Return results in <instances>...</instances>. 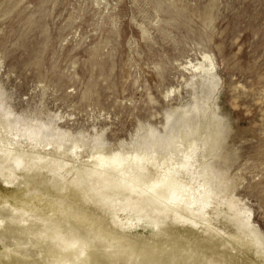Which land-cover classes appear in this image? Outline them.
I'll return each mask as SVG.
<instances>
[{
    "label": "rangeland",
    "instance_id": "obj_1",
    "mask_svg": "<svg viewBox=\"0 0 264 264\" xmlns=\"http://www.w3.org/2000/svg\"><path fill=\"white\" fill-rule=\"evenodd\" d=\"M0 96L123 154L209 98L212 161L264 236V0H0Z\"/></svg>",
    "mask_w": 264,
    "mask_h": 264
},
{
    "label": "bare ground",
    "instance_id": "obj_2",
    "mask_svg": "<svg viewBox=\"0 0 264 264\" xmlns=\"http://www.w3.org/2000/svg\"><path fill=\"white\" fill-rule=\"evenodd\" d=\"M208 100L123 154L0 96V264H264L263 234L212 161L223 130Z\"/></svg>",
    "mask_w": 264,
    "mask_h": 264
},
{
    "label": "snow or ice",
    "instance_id": "obj_3",
    "mask_svg": "<svg viewBox=\"0 0 264 264\" xmlns=\"http://www.w3.org/2000/svg\"><path fill=\"white\" fill-rule=\"evenodd\" d=\"M157 187H159V186H157ZM170 195H171V200L169 201L170 203H172V202H176V201H178L179 200V195H178V193L176 192V191H171L170 192ZM72 247H75V245L73 244L72 245ZM181 264H184V262H181Z\"/></svg>",
    "mask_w": 264,
    "mask_h": 264
}]
</instances>
